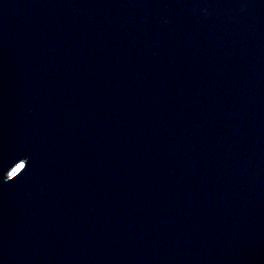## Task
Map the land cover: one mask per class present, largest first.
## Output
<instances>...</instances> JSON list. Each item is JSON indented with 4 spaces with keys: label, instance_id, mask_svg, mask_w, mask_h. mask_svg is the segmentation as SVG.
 Here are the masks:
<instances>
[{
    "label": "water",
    "instance_id": "95a60500",
    "mask_svg": "<svg viewBox=\"0 0 264 264\" xmlns=\"http://www.w3.org/2000/svg\"><path fill=\"white\" fill-rule=\"evenodd\" d=\"M0 264H264V0H0Z\"/></svg>",
    "mask_w": 264,
    "mask_h": 264
}]
</instances>
